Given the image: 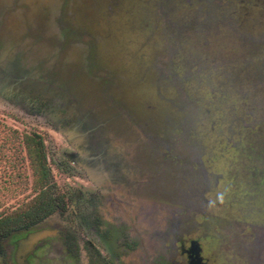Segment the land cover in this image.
Here are the masks:
<instances>
[{
	"label": "rangeland",
	"instance_id": "374dc122",
	"mask_svg": "<svg viewBox=\"0 0 264 264\" xmlns=\"http://www.w3.org/2000/svg\"><path fill=\"white\" fill-rule=\"evenodd\" d=\"M239 2L0 0V218L40 198L24 134L43 141L50 177L40 191L54 203L85 184L58 129L64 121L85 157L100 164L110 149L107 168L119 161L137 181L123 204L145 198L149 226L169 203L181 210L206 195L229 214L223 230L254 228L252 244L240 241L243 259L263 257L264 3L244 19ZM31 87L49 96L59 123L43 108L37 114L1 98L17 90L25 97ZM220 193L229 210L217 203ZM208 220L196 223L206 228Z\"/></svg>",
	"mask_w": 264,
	"mask_h": 264
},
{
	"label": "flooded vegetation",
	"instance_id": "af4514ba",
	"mask_svg": "<svg viewBox=\"0 0 264 264\" xmlns=\"http://www.w3.org/2000/svg\"><path fill=\"white\" fill-rule=\"evenodd\" d=\"M239 1L244 19L255 17L259 3H264V0ZM31 88L25 97L16 89L18 94L4 91L1 98L18 101L20 106L24 103L37 114L45 109L46 117L59 123L60 115L46 106L51 104L49 96L40 95L38 90ZM60 123L63 128L59 126L58 129L72 149L69 156L72 163L83 171L79 177L85 179V184L72 195L65 192L66 197L54 203V208L40 220L9 233L5 238L10 240L9 249L1 243L0 254L4 255L5 264H250L242 257L240 241H247L245 245L253 243L255 235L251 225L243 223L237 232L223 230L219 221L227 220L229 214H225V210L219 212L212 205L215 200L204 195L191 199V206L181 210H175L174 204L169 203L170 208H164V211L162 208L163 217L158 220L164 222H158L156 227L149 226L147 208L142 205L146 202L145 198H141L142 204L131 205L129 209L123 204L122 196L129 195L128 186L137 181L125 176V172L118 168L119 161H114L117 166L111 170L107 168L105 164L113 163L110 149L104 152L109 158L95 164L80 149L74 129L67 122ZM63 199L69 200V203L65 205ZM222 204V208L227 210L232 206L227 199ZM58 210L64 212L63 218L55 220ZM200 215L209 216L212 220L210 223L208 220L206 228H203L202 222L196 223ZM44 227L55 229V235L39 242L22 263L15 262L17 240L28 231ZM256 261L255 264H264V256L259 253Z\"/></svg>",
	"mask_w": 264,
	"mask_h": 264
},
{
	"label": "trees",
	"instance_id": "16d2710c",
	"mask_svg": "<svg viewBox=\"0 0 264 264\" xmlns=\"http://www.w3.org/2000/svg\"><path fill=\"white\" fill-rule=\"evenodd\" d=\"M23 144L26 156L32 171L31 191H39V201L21 211H13L0 218V251L1 238L12 230V225L19 223L16 228L27 226L40 220L54 208V200L48 196L46 191L41 192L49 182V168L45 163L44 144L40 135L35 133L24 134ZM41 190V191H40ZM20 220H25L24 222Z\"/></svg>",
	"mask_w": 264,
	"mask_h": 264
},
{
	"label": "water",
	"instance_id": "95a60500",
	"mask_svg": "<svg viewBox=\"0 0 264 264\" xmlns=\"http://www.w3.org/2000/svg\"><path fill=\"white\" fill-rule=\"evenodd\" d=\"M55 233V229H49L45 227L28 231L16 242V248L14 251L15 262L22 263L25 256L29 252H31L39 242L43 241L46 238L54 236Z\"/></svg>",
	"mask_w": 264,
	"mask_h": 264
},
{
	"label": "clouds",
	"instance_id": "9594fccd",
	"mask_svg": "<svg viewBox=\"0 0 264 264\" xmlns=\"http://www.w3.org/2000/svg\"><path fill=\"white\" fill-rule=\"evenodd\" d=\"M218 201L222 204L224 203V193H220L217 197ZM212 205H215V201L212 202Z\"/></svg>",
	"mask_w": 264,
	"mask_h": 264
}]
</instances>
